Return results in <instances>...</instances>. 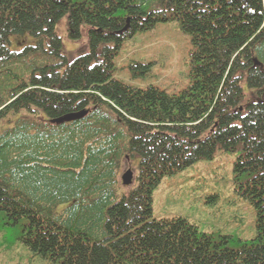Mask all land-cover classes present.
Segmentation results:
<instances>
[{
	"label": "trees",
	"instance_id": "1",
	"mask_svg": "<svg viewBox=\"0 0 264 264\" xmlns=\"http://www.w3.org/2000/svg\"><path fill=\"white\" fill-rule=\"evenodd\" d=\"M169 22L192 42L188 85L116 78L124 41ZM63 23L86 34L76 56ZM217 151L239 152L256 215L235 248L153 215L162 180ZM2 218L54 264H264V0H0Z\"/></svg>",
	"mask_w": 264,
	"mask_h": 264
},
{
	"label": "rangeland",
	"instance_id": "2",
	"mask_svg": "<svg viewBox=\"0 0 264 264\" xmlns=\"http://www.w3.org/2000/svg\"><path fill=\"white\" fill-rule=\"evenodd\" d=\"M60 26L58 33L67 53L76 56L87 48L85 33L75 39L68 36L64 23ZM192 47L190 36L177 24L159 23L124 41L115 60V77L136 87L154 85L169 93L179 91L189 83ZM137 63L150 67L146 70ZM238 155L217 151L212 158L165 177L153 192L154 217L187 218L200 232L212 233L216 239L234 238L230 239L231 248L237 247L240 239L252 238L256 215L235 171ZM129 166L135 169L132 161ZM5 222L0 220V264H54L22 241L23 227Z\"/></svg>",
	"mask_w": 264,
	"mask_h": 264
},
{
	"label": "water",
	"instance_id": "3",
	"mask_svg": "<svg viewBox=\"0 0 264 264\" xmlns=\"http://www.w3.org/2000/svg\"><path fill=\"white\" fill-rule=\"evenodd\" d=\"M86 114H87V111H82L79 113H71L61 118H58L56 120H52V122L57 123V124L72 122L74 120L82 119ZM132 179H133V171L131 169H127L126 172L122 176L123 184L125 186L130 185L132 183Z\"/></svg>",
	"mask_w": 264,
	"mask_h": 264
}]
</instances>
